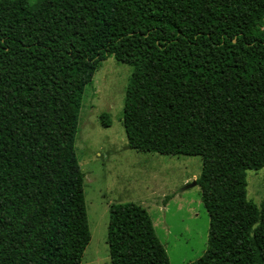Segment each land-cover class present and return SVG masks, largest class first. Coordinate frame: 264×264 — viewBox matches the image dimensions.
Returning <instances> with one entry per match:
<instances>
[{
	"label": "trees",
	"instance_id": "16d2710c",
	"mask_svg": "<svg viewBox=\"0 0 264 264\" xmlns=\"http://www.w3.org/2000/svg\"><path fill=\"white\" fill-rule=\"evenodd\" d=\"M263 21L264 0H0V264H81L74 145L108 57L131 68L128 147L201 159L207 247L188 264H264V201L246 192V172L264 167ZM108 211L110 264H169L146 209Z\"/></svg>",
	"mask_w": 264,
	"mask_h": 264
},
{
	"label": "rangeland",
	"instance_id": "374dc122",
	"mask_svg": "<svg viewBox=\"0 0 264 264\" xmlns=\"http://www.w3.org/2000/svg\"><path fill=\"white\" fill-rule=\"evenodd\" d=\"M130 74L129 66L108 57L84 91L74 146L84 174L91 238L81 264H110L108 209L111 204L124 203L147 210L169 264H188L198 260L207 247L209 216L199 187L191 185L199 177L201 159L142 153L128 147L122 109ZM102 114L110 120L107 128L101 124ZM246 182L247 199L259 207L264 201V167L247 171Z\"/></svg>",
	"mask_w": 264,
	"mask_h": 264
},
{
	"label": "water",
	"instance_id": "95a60500",
	"mask_svg": "<svg viewBox=\"0 0 264 264\" xmlns=\"http://www.w3.org/2000/svg\"><path fill=\"white\" fill-rule=\"evenodd\" d=\"M191 185H192V186H196V183H195V181H193Z\"/></svg>",
	"mask_w": 264,
	"mask_h": 264
},
{
	"label": "crops",
	"instance_id": "0c3cea01",
	"mask_svg": "<svg viewBox=\"0 0 264 264\" xmlns=\"http://www.w3.org/2000/svg\"><path fill=\"white\" fill-rule=\"evenodd\" d=\"M184 183H186V182H184Z\"/></svg>",
	"mask_w": 264,
	"mask_h": 264
}]
</instances>
